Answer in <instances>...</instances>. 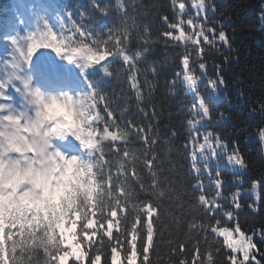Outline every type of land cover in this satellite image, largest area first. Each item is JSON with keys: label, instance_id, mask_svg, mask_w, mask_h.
Here are the masks:
<instances>
[{"label": "trees", "instance_id": "obj_1", "mask_svg": "<svg viewBox=\"0 0 264 264\" xmlns=\"http://www.w3.org/2000/svg\"><path fill=\"white\" fill-rule=\"evenodd\" d=\"M185 3L190 11H195L191 0H185ZM211 3L215 10L209 9L208 23L217 30L223 28L231 47L221 44L219 50L213 49L205 57L206 75L198 82L201 93L211 91L207 83L209 78L216 80L223 77L224 82L218 85V98L210 105L212 122L206 128H199V131L210 130L219 134L227 143L229 153L239 148L247 168L241 173H234L227 161L221 160L220 178L223 186L220 203L224 210L234 213L235 220L227 223L231 226L238 222L247 234L255 233L253 242L264 251V239L258 231L264 229V145L259 138V131L264 129V110L261 108L264 105V20L261 19L264 0H211ZM123 4L125 15L118 30H128V53L143 54L136 60V78L143 99L137 100L129 76L125 81L123 69H118L116 85L112 87L115 100L112 104L117 123L125 127L142 126L146 131L150 129L148 140H155L150 145L142 135L132 130L128 142L129 148L138 156L146 154L149 159L156 157L153 162V171L158 181L156 195L137 189L139 201L150 200L157 206L156 211L147 219L153 228L149 260L152 264H179V260L185 259V256L179 254V247L183 245L188 264H192L197 244L203 259L207 250L215 253L222 238L215 237L210 231L205 233L193 227L208 222V218L197 199L199 191H193L191 187L194 181L190 176L191 161L188 158L189 149L186 148L193 132L188 120L193 119L196 100L176 77V73L181 70L182 48L164 36V32L168 31L164 17L172 21L176 9L172 0H124ZM0 13L6 14L2 0ZM216 65L220 66L219 72ZM196 72L200 74L198 66ZM174 82L175 88L172 87ZM221 113L224 114L222 121ZM105 121L108 119L104 117L101 124L96 125L100 131ZM103 143L104 160L111 161L110 171L115 175L117 156L109 150L110 141ZM136 167L145 184H152V176L142 159L136 163ZM103 170L107 172L109 169ZM202 179L206 195L215 196L216 189L209 182L207 174ZM257 180L261 181L259 200L250 191L253 181ZM237 190L241 192L238 197L239 208L234 206L231 199V194ZM161 191L163 195H160ZM60 203L63 208V200ZM5 216L0 218V264H54V261L55 264H64L63 260H56V257L63 253L65 242L74 245V250L80 249V245L74 243L78 216L73 209L62 216L55 205H46L45 211L31 215L28 213L27 216L15 214L8 209ZM220 219L224 221L226 218L221 215ZM134 220L135 214L129 204L125 212H118L113 218L111 237L105 235L107 223L103 228L96 225L99 229L96 236L91 237L82 247L87 252L84 264H89V258L97 248L102 256L100 264H113V246L117 247L116 264H127L126 249H130L132 235L136 237L134 242L137 250L134 264H141V238L146 240L145 217L141 214V220L135 223L136 233L132 231ZM226 251L222 248L221 253L214 255L216 264H225L222 253ZM257 259L262 258L258 255Z\"/></svg>", "mask_w": 264, "mask_h": 264}, {"label": "snow or ice", "instance_id": "obj_2", "mask_svg": "<svg viewBox=\"0 0 264 264\" xmlns=\"http://www.w3.org/2000/svg\"><path fill=\"white\" fill-rule=\"evenodd\" d=\"M172 4L176 9L174 19L168 21V31L164 32V36L169 41L173 42L175 46L182 48L180 54L181 70L176 73V77L180 79L188 90L194 95L196 104L193 106V119L188 120V124L192 127L193 132L188 138L186 148L188 151V158L191 161L190 176L194 183L191 187L193 191H199L197 197L199 204L203 207L208 222L200 225H193L198 227L205 233L210 231L215 237L222 238L219 246L215 249V253L207 250L206 256L202 259L199 245L195 246V252L192 258V264H216L214 259L215 254L221 253V249L227 251L222 253L225 257V264H264V251L257 248L253 242V234H247L241 229L238 222L229 225L227 221H234V213L229 210H224L220 199L222 196L223 180L220 172V163L224 159L231 167L234 173H241L247 168V164L243 156L240 154L239 148L236 147L229 153L228 145L219 134L212 131L200 132L199 128H206L208 123L212 122V115L210 112V105L218 98V85L222 84L223 77H218L214 80L209 78L207 83L211 90L208 93H201L198 82L202 76L206 75V55L211 50H219L222 44L226 47H231L228 36L221 27L217 30L216 27L210 26L208 11L215 10V6L211 0H191L192 9L190 11L186 7L185 0H172ZM102 15H108V8L101 7L99 4L94 5ZM118 9H122L123 5L118 4ZM264 7V6H262ZM82 17L85 14H81ZM261 19L264 20V12L261 13ZM61 28L59 31L53 30L47 22L43 24L42 28H38L33 34L28 35V40L31 41L28 45L27 56L24 58L30 60L33 55L40 48H49L54 50L58 55H63L68 62L74 60L79 61L82 70L98 65L100 66L105 77L111 76L109 71L110 65L119 59L128 66L127 70L130 72L129 82L130 86L136 90L137 100H142V94L139 90V82L136 78V60L143 54L137 52L134 55L127 52V45L129 34L127 28L124 31L110 29L105 36L93 34L91 28L86 24L85 19H74L71 13L66 14V17L61 21ZM71 31L74 35L78 34L80 39L73 46L69 38V43H64L63 39H59L58 34L62 37L65 30ZM23 39V37L19 38ZM13 46L18 44V39L12 40ZM16 51H20L18 47ZM21 55L23 53L21 52ZM111 57V59H109ZM107 61V63H102ZM200 69V74L197 75L196 67ZM219 72V65H216ZM153 71H155L153 69ZM175 88V82L172 85ZM104 100L100 88L89 85V91L84 96L85 110L82 119L88 121L84 132L77 135V139L83 144L85 154L90 163L89 167L92 169V187L94 189L91 199L86 197H78L77 204L73 211L78 216V222L74 230L75 244L80 245V249L74 250V245L65 242L64 251L56 260H63L64 264H84L87 252L82 250V247L87 244L91 237H95L99 229L104 227L107 223L108 230L105 235L112 236L113 218L118 212H125L131 204V211L135 214L133 222V233H136L135 223L141 220V214L145 217L146 240L141 238L143 259L141 264H152L149 260V243L153 238L152 224L147 222L156 207L149 201H139L137 199L138 190L156 195L155 187L158 186L156 173L153 171V162L156 159L153 156L151 159L146 154L138 156L132 151L129 146V137L131 131L134 130L137 134L142 135L146 143L154 144L155 140H148V132L144 127H137L129 125L122 126L113 118L111 111L107 112L109 117L105 121V126L102 131L98 129L94 121H103V117L95 114L96 103ZM264 110V105L261 106ZM224 119V114L221 113L220 120ZM219 121H217L218 123ZM259 138L264 145V129L259 131ZM104 141L111 142L110 151L117 156L116 166L117 172L114 175L110 171L111 161L104 160L105 145ZM119 142V143H117ZM122 145V146H121ZM143 160L145 167L152 176V184L146 185L141 173L137 170L136 163ZM109 169L107 172L103 169ZM214 173V175H213ZM207 174L209 182L214 185L216 189L215 196L209 197L205 192V182L202 177ZM239 179V176H237ZM261 181H253L251 187V194L255 195L259 200V189ZM138 189V190H137ZM163 195V191L160 192ZM241 192L237 190L231 194V199L236 208L240 207L238 197ZM253 207V205H249ZM255 210V209H254ZM226 219L222 221L220 216ZM127 220V217H124ZM127 231V229H126ZM259 234L264 239V229H259ZM135 235H132L130 241V249H126L127 264H134L137 256ZM90 247V245H89ZM95 254L89 258V264H100L102 259L100 249L94 250ZM111 260L113 264L117 262V247L111 248ZM179 254L185 256V259L179 260V264H188L184 246L180 245ZM262 259H257V256ZM55 264V261H54Z\"/></svg>", "mask_w": 264, "mask_h": 264}, {"label": "clouds", "instance_id": "obj_3", "mask_svg": "<svg viewBox=\"0 0 264 264\" xmlns=\"http://www.w3.org/2000/svg\"><path fill=\"white\" fill-rule=\"evenodd\" d=\"M38 103L37 118L24 129L30 133V140L21 135V129L15 122V131L5 133L8 148L0 150V203L8 204L17 188L27 183L32 191L19 198L17 207L39 212L45 211L46 205H55L56 210L66 216L68 210L76 206L78 197L91 199L94 191L92 169L86 161L65 158L59 153L53 155L47 149L54 141H65L68 137L81 134V109L79 101L69 93L51 94ZM9 151L20 154L35 152L39 157L38 166L34 167L33 161L27 157L3 159ZM37 190L42 195L37 196Z\"/></svg>", "mask_w": 264, "mask_h": 264}]
</instances>
